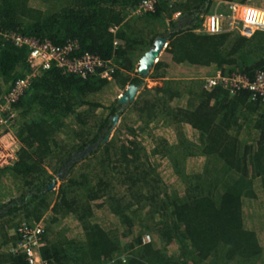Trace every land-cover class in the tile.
I'll return each instance as SVG.
<instances>
[{
	"label": "trees",
	"instance_id": "obj_1",
	"mask_svg": "<svg viewBox=\"0 0 264 264\" xmlns=\"http://www.w3.org/2000/svg\"><path fill=\"white\" fill-rule=\"evenodd\" d=\"M139 2L0 0L3 30L57 46L76 43L75 56L115 64L110 82L52 68L12 105L21 147L18 160L0 169V264H27L9 250L20 240L19 224L39 220L47 264H264V103L246 90L170 81L144 88L121 112L117 99H100L110 87L142 88L144 78L126 73L159 38L168 48L151 69L155 75L173 76L170 66L181 65L193 75L212 68L253 80L264 73V33H194L214 0H160L153 13L129 17ZM163 20L165 28L156 24ZM25 70L24 49L0 39V100ZM127 113L126 138L117 130L106 141L113 117ZM158 122L175 144L150 134L147 150L140 138ZM160 160L179 190L163 183ZM66 220L75 232L65 229Z\"/></svg>",
	"mask_w": 264,
	"mask_h": 264
},
{
	"label": "built area",
	"instance_id": "obj_2",
	"mask_svg": "<svg viewBox=\"0 0 264 264\" xmlns=\"http://www.w3.org/2000/svg\"><path fill=\"white\" fill-rule=\"evenodd\" d=\"M159 1L140 0L138 5L129 12V17L153 13ZM116 29L111 28V33H115ZM193 32L207 36L235 34L244 38H250L257 32L264 33V6H257L255 0H247L246 3L214 0L211 10L201 17L199 26ZM0 39L12 43L19 49H24L26 63L23 76L14 81L0 100V169H3L12 166L18 160L17 156L21 147L15 132L17 113L12 105L23 97L35 78L52 68H58L63 74L83 79L96 76L110 82L113 79L115 64L111 60L105 61L88 53L75 56L78 50L76 43L57 46L47 40L41 41L12 33L1 27ZM167 48L168 42L163 51ZM199 81L201 88L205 91L220 87L235 94L246 90L253 99L264 103L263 72H257L254 79L249 80L241 73L226 74L218 70L214 75L200 77ZM55 189L56 185L52 190ZM44 226L43 220L32 224L20 223L16 229L20 240L9 251L12 254L24 255L27 264H47L40 253L45 244ZM150 241V235L142 236V244H148Z\"/></svg>",
	"mask_w": 264,
	"mask_h": 264
},
{
	"label": "rangeland",
	"instance_id": "obj_3",
	"mask_svg": "<svg viewBox=\"0 0 264 264\" xmlns=\"http://www.w3.org/2000/svg\"><path fill=\"white\" fill-rule=\"evenodd\" d=\"M47 4V3H46ZM255 4L258 6L257 2H255ZM35 6L41 8V5L42 3H40L39 1L37 3H34ZM264 5V2L263 4ZM260 6V5H259ZM156 24L158 26H162L163 28L166 27L167 23L163 21H159V24L158 22H156ZM165 52H163L164 54ZM161 54V56L163 55ZM160 59V58H159ZM123 93V91H122ZM121 92L118 91V89L115 87H110L108 90H106L103 94V99H102V95L100 97V99L102 101H111L114 102L116 99L118 100V98L122 95ZM110 104V103H108ZM100 113H102V115H105V113H107L104 109L103 110H99L97 111V116L99 117H102L100 115ZM118 121H117V124L115 125V127H113L112 129V132L109 134V139L112 138V136L115 135V133L117 132V130L120 132L119 136H120V139H123V138H126V131L124 128H122V122H123V119H125V121H128V122H131L132 121V116H130L128 113L127 114H124L122 116H118ZM163 126V125H162ZM137 127V126H136ZM144 133V132H142ZM186 136L190 139H195L193 136H194V133L190 130V129H186ZM150 134H154V135H159V136H162L164 137L166 140H168V142H170V144H175V136L173 134V132L171 131V129L169 128H166L163 126V129L161 128V123H157V124H153L149 129L148 131H146L145 135H143L141 138H140V141L142 142V144L144 145V147L149 150L151 148V142H150V138H149V135ZM118 136V137H119ZM159 160V159H158ZM157 162V168H158V172H159V175H160V178L162 179L163 183L167 186V188L169 190H172L170 187H176L177 190L178 189V185H177V181H176V178H174L171 170H170V167H169V164L168 162L165 160V161H156ZM198 163V165L200 164V160L199 159H196L195 163ZM192 164V163H191ZM59 180H56V188L57 186L59 185ZM65 229L67 228V230H70V225H71V228L73 230V232H75L76 230V226L74 224V222H70L68 220H66L65 222ZM67 225V226H66Z\"/></svg>",
	"mask_w": 264,
	"mask_h": 264
},
{
	"label": "water",
	"instance_id": "obj_4",
	"mask_svg": "<svg viewBox=\"0 0 264 264\" xmlns=\"http://www.w3.org/2000/svg\"><path fill=\"white\" fill-rule=\"evenodd\" d=\"M167 41L165 39L159 38L157 39L153 45L140 57L138 61V67L136 70V73L141 76L142 78H146L149 75L150 70L152 67L158 62V58L160 54L162 53L165 44ZM139 88L134 85H128L126 90L123 92V94L118 98V103L122 105V108L120 109V112L128 106L130 103L134 102L136 99V96L138 95ZM118 116L115 115L112 119V128L115 127L118 121ZM111 132V130H110ZM109 132V134H110ZM109 134L105 138L107 141L109 139ZM92 149V147H89L86 149L83 153L79 155V158L87 156L89 151ZM56 183L52 182L51 185L49 186V190H52L55 187Z\"/></svg>",
	"mask_w": 264,
	"mask_h": 264
},
{
	"label": "crops",
	"instance_id": "obj_5",
	"mask_svg": "<svg viewBox=\"0 0 264 264\" xmlns=\"http://www.w3.org/2000/svg\"><path fill=\"white\" fill-rule=\"evenodd\" d=\"M166 50H164V51H166ZM163 52H162V54H163ZM160 57H161V55H160ZM135 67H138V62H137V65H135ZM170 68L172 69V71H174V72H172L173 76H171V74H170V76H167V78L164 77L163 72H160L157 75H155V73H153V71L151 70L149 72L148 77L144 78L143 83H142V88L139 89L138 95L136 96V99L134 101H136L138 99V96L140 95V93L143 91L144 88L152 90L156 87H161L166 81L185 82V83H190V84H193L196 86H200V88H201L200 81H199L200 77H203L204 75H206V76L214 75L218 71V70L214 71L212 68H205V69H203V71L193 75L192 72L189 71V69H187L186 67H183L181 65H179V66L171 65ZM136 70H137V68L134 70L133 73H126V75L133 77L134 73H136L135 72ZM174 74H176V75H174ZM150 76H155L156 78L152 79ZM127 87H128V84L126 86H124L123 89L118 88V87H115V89L117 88L118 91L122 93V91L124 92ZM124 120L125 119H123V121ZM158 123H161V122H158ZM161 128L163 129L162 124H161ZM187 128L189 129V127H185V129H184L185 132H186Z\"/></svg>",
	"mask_w": 264,
	"mask_h": 264
},
{
	"label": "clouds",
	"instance_id": "obj_6",
	"mask_svg": "<svg viewBox=\"0 0 264 264\" xmlns=\"http://www.w3.org/2000/svg\"><path fill=\"white\" fill-rule=\"evenodd\" d=\"M161 54H162V53H161ZM161 54H160V55H161ZM159 57H160V56H159ZM158 60H159V58H158ZM112 129H113V128H112ZM112 129H111V132H112ZM109 132H110V131H109ZM111 132H110V133H111Z\"/></svg>",
	"mask_w": 264,
	"mask_h": 264
},
{
	"label": "flooded vegetation",
	"instance_id": "obj_7",
	"mask_svg": "<svg viewBox=\"0 0 264 264\" xmlns=\"http://www.w3.org/2000/svg\"><path fill=\"white\" fill-rule=\"evenodd\" d=\"M75 156V155H74Z\"/></svg>",
	"mask_w": 264,
	"mask_h": 264
}]
</instances>
